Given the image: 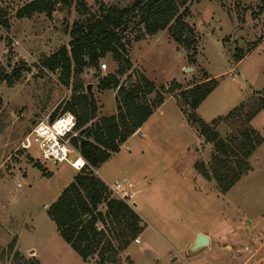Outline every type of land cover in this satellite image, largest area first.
I'll list each match as a JSON object with an SVG mask.
<instances>
[{
  "label": "rangeland",
  "instance_id": "rangeland-1",
  "mask_svg": "<svg viewBox=\"0 0 264 264\" xmlns=\"http://www.w3.org/2000/svg\"><path fill=\"white\" fill-rule=\"evenodd\" d=\"M29 1L0 0L11 19L9 29H0V264L36 260L39 264H85L47 214L78 171L66 163L44 161L36 149L25 150L20 144L34 122L50 110L60 112L73 96L89 93L88 84L93 98L100 101V115H113L115 91L97 85L118 68L124 69L119 76L124 85L137 84L141 76L155 83V91L141 95L148 105L154 107L159 97L170 96L98 169L102 182L129 180L141 191L136 209L145 227L141 245L158 250L159 264H264V0L189 3L184 20L197 39L193 62L188 59L192 51L178 45L167 30L136 40L143 29L134 26L132 19L121 38L133 61L129 69L119 67L106 53L98 66L81 73H74L71 66L68 77L60 69H44L41 63L68 44L72 23L97 16L102 3L123 8L133 0H81L88 15L83 14L79 0H55L49 16L34 14L18 20L17 9ZM13 69L22 74L18 79ZM207 75L217 86L195 110L196 115L207 123L216 118V131L225 140L247 128L256 145L245 159L250 170L225 193L210 175L213 145L187 121L190 110L177 97L180 90ZM174 81L179 90L161 91L160 86L167 89ZM256 107L260 111L247 121V114ZM99 118L96 111L92 124ZM237 166L235 159H229V169ZM202 168L209 178L205 179ZM195 231L208 232L214 240L198 252H189L186 245ZM138 246L132 245L130 256L123 249L119 264H131V259L143 264ZM86 264H97V257H90Z\"/></svg>",
  "mask_w": 264,
  "mask_h": 264
},
{
  "label": "trees",
  "instance_id": "trees-1",
  "mask_svg": "<svg viewBox=\"0 0 264 264\" xmlns=\"http://www.w3.org/2000/svg\"><path fill=\"white\" fill-rule=\"evenodd\" d=\"M192 1L196 0H133L130 6L123 8L102 3L97 16L72 23L68 44L43 59L41 67L47 70L60 69L68 77L71 66L74 73L78 74L84 68L98 66V61L110 53L119 67L129 69L131 62L126 54V43L121 38L133 23L132 19L135 20L134 26L143 29L136 40L167 30L170 38L178 45L192 51L188 59L193 62L197 39L194 29L184 20L189 15L188 5ZM78 3L83 14L88 15L83 1L79 0ZM54 5L55 0H31L17 9L15 16L18 19L42 13L49 16ZM0 22L4 28L9 29L7 19L2 17ZM12 73L15 79L22 75L16 69ZM123 73L124 69L118 68L116 73L103 77L97 85L101 90L116 91L115 115L102 117L92 124L97 111L92 93L73 96L62 108V111H70L76 119L78 135L71 139L72 145L93 168L100 167L112 154L118 152L120 145L149 119L164 100V97H159L156 106L148 105L141 100V95L155 91L154 83L141 76L137 84L127 86L119 81ZM11 80L8 78V84H11ZM216 86V80L211 78L180 90L177 96L190 110L185 113L188 121L196 125L206 143L213 145L210 175L220 191L225 193L250 170L245 159L251 156L256 145L251 138V130L243 128L225 140L216 131V119L207 123L196 115L195 110ZM160 87L165 94L180 89L175 81L167 89ZM238 107H243V104ZM260 109H253L245 119L250 121ZM235 110L225 117L231 116ZM229 159H235L238 164L235 170L229 169ZM35 166L43 170L39 163ZM202 172L206 179L210 177L204 168ZM47 214L62 239L84 262L96 256L97 264H119V253L144 229L134 208L111 196L102 180L88 168L79 171L63 188L49 205ZM30 264L39 263L36 260Z\"/></svg>",
  "mask_w": 264,
  "mask_h": 264
},
{
  "label": "built area",
  "instance_id": "built-area-1",
  "mask_svg": "<svg viewBox=\"0 0 264 264\" xmlns=\"http://www.w3.org/2000/svg\"><path fill=\"white\" fill-rule=\"evenodd\" d=\"M6 7L0 5V21L2 17L9 19ZM3 28L0 22V29ZM101 67L105 69L106 65L103 63ZM75 124L76 119L70 111L61 110L56 112L54 109L50 110L37 120L24 135L20 144L21 148L25 150L36 149L44 161L54 164L66 163L78 172L88 168L95 176H98L96 168L89 166L71 143V139L78 135ZM18 186H21V184H18ZM105 186L111 196L134 208V198L138 190L135 189L131 181L117 180L112 184H105ZM133 241L138 243L139 239L136 237Z\"/></svg>",
  "mask_w": 264,
  "mask_h": 264
},
{
  "label": "crops",
  "instance_id": "crops-1",
  "mask_svg": "<svg viewBox=\"0 0 264 264\" xmlns=\"http://www.w3.org/2000/svg\"><path fill=\"white\" fill-rule=\"evenodd\" d=\"M10 21H11V19H9ZM9 20H8V22H9ZM18 20H23V18H21V19H18ZM11 29V28H10ZM1 42V41H0ZM129 55H130V52H129ZM197 58V57H196ZM130 62H131V58H130ZM131 63H133V61L131 62ZM145 77V76H144ZM211 77L212 76H210V75H207L206 76V78L204 79V80H202V81H199V82H196L195 84H199V83H202V82H204V81H206V80H208V79H211ZM145 78H147V77H145ZM148 79V78H147ZM149 80V79H148ZM149 81H151V80H149ZM151 82H153V81H151ZM154 83V82H153ZM155 84V83H154ZM194 84V85H195ZM193 86V85H192ZM190 87V86H189ZM110 90H113V89H110ZM115 91V90H114ZM213 92V91H212ZM211 92V93H212ZM115 93H116V91H115ZM210 93V94H211ZM209 94V95H210ZM208 95V96H209ZM208 96L206 97V99L208 98ZM94 97V96H93ZM168 97H170V96H168ZM168 97H166V98H168ZM172 97H174V96H172ZM178 97V96H177ZM165 98V99H166ZM175 98V97H174ZM164 99V100H165ZM176 99V98H175ZM206 99H204V101L206 100ZM96 101H97V103L96 104H98V109H97V112H98V117H100V118H102V117H107V116H102V115H100V101L98 100V99H95ZM163 100V102L154 110V111H156V110H159L161 107H162V105L164 104V101ZM204 101H202V102H204ZM176 103H178V102H176ZM202 104V103H201ZM179 106V105H178ZM200 106V105H199ZM178 109H179V111H181V109H180V107H178ZM153 111V112H154ZM182 112V111H181ZM116 114V110H115V113L113 114V115H115ZM153 114V113H152ZM110 116H112V115H110ZM151 117V116H150ZM149 117V118H150ZM99 118V119H100ZM187 118V117H186ZM99 119H97V121L99 120ZM214 119H216V118H214ZM214 119H212V120H214ZM149 120V119H148ZM148 120L144 123V124H146L147 122H148ZM211 120V121H212ZM187 121H188V119H187ZM210 121V122H211ZM189 122V121H188ZM209 122V123H210ZM143 124V125H144ZM143 125L139 128V129H141L142 127H143ZM138 129V130H139ZM137 131V130H136ZM135 131V132H136ZM135 132L131 135V136H133L134 134H135ZM131 136L130 137H128V139L129 138H131ZM128 139L123 143V144H125L127 141H128ZM122 144V145H123ZM122 145H120V147L122 146ZM120 149V148H119ZM117 153V152H116ZM116 153H114V154H112V156L113 155H115ZM111 156V157H112ZM110 157V158H111ZM101 166V165H100ZM98 169H99V167L98 168H96V170H97V175H98V177H99V173H98ZM100 178V177H99ZM206 179V178H205ZM73 180V179H72ZM71 180V181H72ZM70 181V182H71ZM69 182V183H70ZM104 184H107V183H105V182H103ZM68 185V184H67ZM66 185V186H67ZM135 188H136V190H138V193L136 194V196H135V198H134V210L135 211H137L136 209H137V206H138V200H137V195L141 192L137 187H136V184H135ZM137 214H138V212H137ZM139 215V214H138ZM140 218H141V216H139ZM141 220H142V218H141ZM143 221V220H142ZM144 222V221H143ZM145 226H146V224H145ZM144 230H145V227H144ZM144 230L139 234V236H137V238L139 239V242L138 243H136V242H131L127 247H126V249L124 250V253H125V255H128V256H130V254H129V250H130V248L132 247V245H139L138 246V251H139V253L142 255L141 257L143 258V261H144V263L143 264H159V262L161 261V256L162 255H160V253L158 252V250L157 249H153L150 245H145V244H143V245H141V236H142V234L144 233ZM198 234H201L204 238H205V240H206V245H204V246H201V247H199L195 252H198V250L200 249V248H203V247H206V246H210L211 245V243H212V241L214 240V239H212V237H211V235L208 233V232H201V231H195L194 232V235H193V238L192 239H190V241L187 243V245H186V248H189L192 244H194L195 243V241H196V238H197V235ZM130 259H131V257H130ZM88 262V261H87ZM85 264H86V262H84ZM131 264H135V261H134V259H131ZM189 264V263H188Z\"/></svg>",
  "mask_w": 264,
  "mask_h": 264
},
{
  "label": "water",
  "instance_id": "water-1",
  "mask_svg": "<svg viewBox=\"0 0 264 264\" xmlns=\"http://www.w3.org/2000/svg\"><path fill=\"white\" fill-rule=\"evenodd\" d=\"M190 70V69H189ZM87 92H91V84H88L87 85ZM201 234H198L197 235V238H196V241H195V243L194 244H192L190 247H189V252H195L199 247H201V246H204V245H206V242H202V243H200V238H201ZM203 237V236H202ZM202 239H204L205 240V238L203 237Z\"/></svg>",
  "mask_w": 264,
  "mask_h": 264
},
{
  "label": "bare ground",
  "instance_id": "bare-ground-1",
  "mask_svg": "<svg viewBox=\"0 0 264 264\" xmlns=\"http://www.w3.org/2000/svg\"><path fill=\"white\" fill-rule=\"evenodd\" d=\"M202 238H203V237L201 236V238H200V239H201V240H200V243H202V242H203V243L206 242V240H204V239H202ZM206 243H207V242H206Z\"/></svg>",
  "mask_w": 264,
  "mask_h": 264
}]
</instances>
